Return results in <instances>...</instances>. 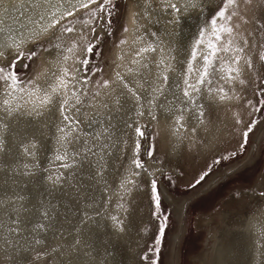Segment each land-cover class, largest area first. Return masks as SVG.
Wrapping results in <instances>:
<instances>
[{"label":"rangeland","instance_id":"obj_1","mask_svg":"<svg viewBox=\"0 0 264 264\" xmlns=\"http://www.w3.org/2000/svg\"><path fill=\"white\" fill-rule=\"evenodd\" d=\"M203 1V5L201 4V7H198L193 15L195 16L193 21L200 15L199 17L204 20L203 27L196 30L194 39L186 48L182 62V69L188 70V83L196 84L200 88V92H192L191 102L187 97H184L183 74L181 81H179L180 91L178 93L172 91V94L176 96V110L186 101L189 105L188 113H191V111L199 113L201 110L204 112V122L200 123L198 119L195 121L188 119L187 123L184 120L179 123L181 126L184 124L185 133L182 148L180 147V155L176 158L177 160L173 161L169 159L168 155L169 143L166 144L162 140L161 126L156 122H153L151 126L142 124L140 130L144 135L139 136L136 143V146L139 145V149L136 151L135 159L139 160L144 167L136 168L135 173H139V175L132 177L131 180L134 183L127 184L126 189L122 190L121 198H119L120 194H113L109 201H106L105 207H102L101 217L106 221H111L112 216L120 218L121 215L112 212L114 205L123 208L121 207L123 203L126 207V211L123 212L121 217L122 220L129 212L128 231L132 233L133 238L131 241L134 244L133 248H130L129 254L127 253V247L130 244L124 242V237L118 236L115 242H106L107 247L112 246L120 255L123 264H152V259H156L158 264H214L213 249L217 238L225 236L228 243L239 240V231L246 219L255 220L260 217L261 223H263L262 229H264V195H261V193H264V105L257 103L258 100H264V61L259 59V54L264 53V18H260L258 14L259 7L264 6V0H253L250 6H245L241 0L240 14L248 22L243 23L239 16L233 19V48L228 52L221 51L217 53V57L213 60V67L209 69L211 75L208 79L211 80V84L205 82L201 85L193 82V79L198 73L196 69H198L197 60L199 56L203 52L205 55L210 52V49L206 47L208 40L211 38L220 47L226 40L230 39L222 35V40L215 42L214 37L210 36V21L213 18L214 11L222 6L223 0ZM135 2L136 0H114V6H108L111 12L110 16L107 13L100 12L94 4L91 9L96 13L95 16L88 9H85L62 23L64 27L74 28V32L63 34L59 41L62 48L52 50L58 60L53 72H58V69L63 68L67 69L69 73L68 76L64 77L68 82V89L66 93L58 95L59 98L66 99L69 96L70 80L83 49L85 50L82 58L85 73L83 74L86 75L87 80L85 79V81L88 84L85 91V97H88L87 100L97 94L104 87L105 82L107 84L111 82L115 73L121 72L125 63V50L130 49L132 52L140 50L138 44H131L132 33L137 23L141 25L146 23L147 16L143 14ZM152 7L154 10L150 15L152 22L150 26L147 24L149 29L146 30L144 43L146 48L149 44L150 48L155 49L160 44L162 35L161 30L158 31L159 24L163 22V19H166V16L157 6ZM134 12L137 13L135 20L132 15ZM180 20L181 18L177 20V25ZM85 22H87V26H85ZM192 22L188 21L186 26L188 27ZM237 24L240 25L239 28L235 27ZM125 27L128 28L127 32H124ZM177 27L176 36L178 33ZM191 28V30L195 29L193 26ZM92 29H95V32ZM204 29L207 30L204 37L205 43L197 46L200 32ZM186 31L188 30L185 29ZM57 35H60V33H57ZM122 40L126 43L121 44ZM244 40H247L248 43L244 44ZM40 43H44V40L41 39ZM90 44L94 46V53L86 51ZM46 46L51 47L50 44ZM235 46L242 47L244 51L236 53L234 51ZM32 47L34 45L29 46L24 51ZM68 48H73V51L68 52ZM36 50L38 56L35 61L18 60L16 67L12 69L18 76L19 85L17 90L21 94H23V91L27 92L34 87L29 85L28 82L34 79L37 71H43L46 66L45 62L51 59L49 53L39 48ZM194 51L196 52L195 60L192 58ZM181 55L183 56V52ZM236 55L241 57L238 65L241 68V73L236 78L235 83L228 84L220 79L223 73L219 69L231 63L232 57ZM65 56L68 57L66 61L63 59ZM122 56L123 61L120 60ZM247 58L252 61L251 68L244 64V60ZM11 60L12 57H8L3 62L0 60V66L7 65ZM25 64L29 67H24ZM36 65H39V68H36ZM233 66L236 67L237 65ZM190 67L191 71H189ZM147 70L148 77L152 73V64L149 65ZM58 74L60 73L58 72ZM232 75L236 76L235 73H232ZM169 76L171 78V75ZM239 79H243L245 83L240 85ZM51 80L52 84H55L56 78L52 77ZM6 87V83L0 82L1 106V92ZM84 87L85 83L82 85V89ZM219 87H223L229 96L234 97V100L212 102L207 90L211 88L213 95H217L215 90ZM189 91L192 90L189 89ZM21 98L24 99L25 97L21 96ZM26 101H28L27 98H25ZM77 101L79 102L77 103ZM69 102L78 105L82 103L72 97L69 98ZM257 108L261 110L257 111ZM2 110L3 108L0 107V113ZM178 111L182 113L183 110L178 109ZM172 115L174 114L172 113ZM237 119L240 120V123L236 122ZM134 122V120L128 122L126 130L123 131L120 152L114 164V172L105 186L112 192L117 185L119 171L124 168L126 157H128L132 145V136L136 125ZM168 124L171 126V123L168 122ZM249 124L253 125V129L249 133L248 142L244 144L242 133L247 131ZM198 131L201 132L197 137ZM191 133L196 137L191 138ZM51 134V137H53L54 132ZM59 138L60 136L53 145L49 144V147L46 148H49L48 151H45L46 156L56 158L62 153L63 145ZM189 139L192 141L189 142ZM207 141L210 143L206 145ZM204 144L205 146H203ZM149 152L152 153L151 156ZM46 156L42 160V168ZM224 157L229 158L224 159ZM10 159L12 160V157ZM148 164H151L154 168L158 166L162 171L157 176H153L160 195L159 213L156 212L155 202L151 199V186L148 187L147 183L146 167ZM238 167L239 169L236 170ZM205 171L208 172L205 180L195 187H190V184L195 183V180ZM45 173L48 174L47 184L50 186L53 183L49 180V177L60 175V172L52 174L47 170ZM222 178L223 181L219 182ZM129 186L130 190L128 189ZM63 192H66V189H63ZM164 192L171 198L170 202L165 200ZM199 192L203 194L189 202L191 196ZM60 210H63L61 206ZM143 210H146L148 215L150 214L148 223L143 219ZM141 218L143 221H141ZM2 221L4 220L2 219ZM75 223L71 225L73 226ZM162 224L165 227V234L163 237H159V226ZM71 225L60 226L59 229L66 233L79 229H73ZM33 228L31 224L26 229H18L19 231L15 233L2 229L0 225V264H46V262L47 264H53L51 257L37 256V253L44 251V247L34 243L35 239L40 237L36 234L38 231H33ZM145 228H147V232H145ZM108 231L109 229H104L103 238L106 239L109 236ZM23 232H28L29 236L25 238L22 244L16 245L12 238ZM74 234L79 235V231ZM5 237L11 243H7ZM157 238L161 239L159 245L155 243ZM61 241L64 244L67 240L63 242L61 239ZM49 242L46 243L47 246L53 244L52 239ZM58 243L61 242L58 241ZM23 255L25 257H21ZM258 255L260 256L258 264H264V251ZM144 257H148V259H144ZM98 264H102V262L99 260Z\"/></svg>","mask_w":264,"mask_h":264},{"label":"bare ground","instance_id":"obj_2","mask_svg":"<svg viewBox=\"0 0 264 264\" xmlns=\"http://www.w3.org/2000/svg\"><path fill=\"white\" fill-rule=\"evenodd\" d=\"M199 2L201 5L204 1L199 0ZM73 3H75V0H73ZM135 3L138 4L144 14L143 0H136ZM172 3H176L178 7H181L186 3V0H172ZM154 5L166 16V19H163V22L159 24V29L156 27L158 25L155 24L156 26H154L159 32L161 30L162 34L158 47L155 48V51H142L146 48L144 37L146 36V30L149 29L147 24L150 26L152 22L150 16L154 11L152 7L148 9L149 14L146 23L144 25L137 23L132 33L131 44H138L140 50L137 49L138 51L135 52L130 51V49L125 50L124 67L121 72H117L121 78L118 79L117 73H115L113 80L108 83V87L104 86L89 100H87L88 97H85L88 84L85 81L86 75H84L82 65L84 49L79 55L75 71L70 80L69 96L66 98L67 104H64L62 102L64 99L55 94L50 104L40 106L37 96L29 97L28 91H23V94H21L16 90L13 92L12 97H6L5 90L1 92L2 102L7 98L11 100L14 106L16 104L20 105L19 109L11 114L4 110L0 113L1 228L21 230L26 229L31 224L33 227L39 223L49 224L50 228L46 233L38 231L36 234L47 241L46 243H50L49 240L52 239L53 244H50L51 246L62 244L61 239L63 242L67 240L64 244H69L74 239L79 238L81 240L80 258L75 261V264H98L99 260L102 264H123L116 250L112 246H106V242H115L118 236L124 237V242L130 244L127 247L128 254L130 248L134 246L133 241H131L133 238L132 233L128 231L129 212L123 219L126 226V232L123 234L116 231L112 220L106 221L103 219L101 212L102 207H105L106 201L108 202L113 194L118 193L120 194L119 198H121L122 190L127 187V185L121 186L122 181L132 179L134 176L132 174L136 171L133 163V159L136 158L134 149L139 139V135L135 130L140 129L142 124L151 126L153 122L161 126L162 140L166 144L169 143L168 155L169 159L173 161L177 160L176 158L180 155V147L182 148L185 133L184 124L181 126L177 123V118L182 116L186 123L188 119L197 120L196 115L198 113L187 112L189 105L186 101L178 108L183 110L182 113H179L178 109L176 110V96L172 94V91L177 93L180 91L179 81H181L183 74V82L185 80L189 82L187 79L188 70L182 69L183 57L186 48L194 39L196 30L203 27L204 20L199 15L193 21L196 9L184 11L181 7V12L176 13L165 10L158 3V0H153L152 6ZM69 7L70 5L66 3V0H0V45L6 42L15 48L21 41L32 38L33 32L38 31L40 25L48 22L53 11L59 9V12H64ZM83 10L85 9L81 11ZM79 12H76V14ZM258 14L260 18H264V6L259 7ZM73 17H68L66 20ZM179 18L181 20L177 25ZM188 21L193 22L187 27ZM191 26L195 28L194 31L191 30ZM176 27L178 30L177 36ZM185 29L188 31L185 32ZM29 46L32 45L29 44L24 49ZM147 46L149 48V44ZM0 51L6 50L0 48ZM180 52H183V56ZM204 55V52L201 53L197 60L198 69L196 70L198 73L196 72L197 75L195 73L196 76L193 82H197L196 79L201 75L202 57ZM0 60L3 62L6 59L0 58ZM120 60L123 61V56ZM161 60L163 63H160ZM57 62L58 60L52 51L50 61L45 62V68H50L53 71ZM151 64L152 73L148 78L147 69ZM169 75H171V78ZM164 76L168 78L166 81L163 80ZM51 79L41 75L36 84L41 86L42 89H47L50 93ZM84 83L85 87L82 89ZM125 84L127 88L124 87ZM186 87L187 85L183 83V90ZM157 88L164 89V91L154 92V89ZM43 95V90L38 92V96L42 97ZM21 96L27 98L29 102L26 103L25 98L23 99ZM71 97L80 100L81 105L70 103L69 98ZM33 101H35V107ZM0 107L2 106L0 105ZM65 116L67 119L64 118ZM132 120L136 124L132 136V145L128 157H126L124 168L119 171L117 185L112 192L105 186L114 172V164L120 152L123 131L128 122ZM168 122L171 123V126ZM193 125L195 124L193 123ZM60 129L64 131L61 132ZM53 132L54 136L51 137ZM200 132H197V137ZM58 136L67 137L66 140H60L63 147L62 153L59 155H66L63 160L50 158L48 154L46 156L45 152L49 150V148L46 149L49 144L53 145L57 141ZM190 137L196 136L191 133ZM190 141L192 140L189 139ZM208 143L210 142L207 141L206 145ZM26 148L29 149L30 154L25 151ZM45 156L44 167L42 168V160ZM10 157H12V160ZM46 166L48 168L45 169ZM99 166H103L102 176L96 174ZM146 168L147 183L150 187V182L154 179L153 176H157L162 171L158 166L154 168L151 164H148ZM46 170L52 174L60 172L63 179L55 185H48ZM63 189H66V192H63ZM128 189L130 190V186ZM201 194L203 193L199 192L192 195L189 202ZM164 198L167 202L171 201L166 193ZM60 206L63 208L62 211ZM44 211L48 212L50 219L45 220L42 216ZM124 211H126L124 205L123 208L118 205H114L112 208L114 214L121 215L120 218L123 216ZM143 212V219L148 223L150 214L148 215L146 210H143ZM88 217H91V219ZM143 219L141 218V221ZM17 220L19 223H14ZM74 222L76 223L72 226L71 224ZM262 224L260 217L255 220L246 219L241 228L238 227L240 228L239 240L228 243L225 236L217 238L213 249V260L223 258L229 260L228 264H258V261H260L258 254L264 251V229H262ZM68 225H71L73 229H79L69 233L59 229L60 226ZM105 228L109 229V236L106 239L103 238ZM78 231L79 235H75L74 233H78ZM28 236V232H23L19 236L13 237L12 240L16 245L22 244ZM58 241L61 243H58ZM18 257H25V255Z\"/></svg>","mask_w":264,"mask_h":264},{"label":"snow or ice","instance_id":"obj_3","mask_svg":"<svg viewBox=\"0 0 264 264\" xmlns=\"http://www.w3.org/2000/svg\"><path fill=\"white\" fill-rule=\"evenodd\" d=\"M153 0H143L144 5V14L147 16L148 9L152 7ZM243 4L245 6H250L253 2V0H242ZM66 3L70 5L68 9H66L64 12H59V9L57 11H53L49 17V20L46 24L40 25L38 31H34L32 38L23 40L19 45H16L15 48L12 47V45L7 44L6 42L3 45H0V48H4L6 51H0V58L8 59V56L12 57V60L4 66H0V82L6 83L7 87L5 89V96L6 97H12L13 92H15L18 89L19 85V79L15 71L12 69L16 67V62L18 60H28V61H35L38 53L37 48L43 50L44 52L52 54L53 49H61L62 44L59 42L61 40V36L66 33H72L74 32V28H67L64 27V25L61 23L63 20H66L68 17L75 16L76 12L81 11L82 9H88L89 12L95 16L96 13L92 11L91 5L95 4L97 6V9L102 13H107L108 16L111 15V12L108 9V6L113 5L114 6V0H75V3H73V0H66ZM158 3L165 9V10H171L172 12L180 13L181 7H183L184 11H188L189 9H197L198 7H201L199 0H186V3L182 5L181 7H178L176 3H172V0H158ZM240 6H241V0H223L222 6L218 8V10L214 11L213 18L210 21V27H211V37H214L215 42H220L222 40V35L227 36L230 39L226 40L224 44L220 47L217 46V43H214L213 40L210 38L207 42L206 47L210 49V52L207 55H204L202 57L203 59V68L201 75L197 79V84H204L205 82L211 84V80L208 79V77L211 75L209 72V69L213 67V60L217 57L218 52H228L231 48H233V42H234V27L232 24V21L234 18L238 17L243 23H247V19L240 14ZM7 11V9H5ZM59 12V15L57 14ZM133 19L135 20V17L137 13H133ZM43 19V17H41ZM85 26H87V22H85ZM239 24L235 25L236 28H239ZM93 32H95V29H92ZM128 28H124V32H127ZM206 29L201 30L200 32V39L197 41V46L200 44H204L205 40V34ZM57 33H60V35H57ZM153 35H155L153 33ZM43 39L44 43H40V40ZM126 43V41H121V44ZM248 41L244 40V44H247ZM32 44L34 47L28 49L27 51H24V48L27 47V45ZM50 44L51 47H47L46 45ZM155 51V49L152 48H144L142 51ZM68 52H72L73 48H68ZM86 51L88 53H94V46L91 44L86 48ZM234 51L236 53H242L244 49L239 46L234 47ZM7 52V54H6ZM193 60L196 59V52L194 51L192 53ZM65 61L68 59L67 56L63 58ZM259 59L261 61H264V53L259 54ZM241 57L239 55H236L232 57V62L228 63L226 67H221L219 71L223 73V75L220 76V79L224 80L225 83L233 84L236 82V78L240 76L241 68L238 67L240 64ZM160 63H163L161 60ZM244 64L248 67H252V61L250 58H247L244 60ZM233 65H237L234 67ZM159 66V65H158ZM24 67H29V65L25 64ZM36 68H39V65H36ZM191 67L189 68V71H191ZM58 72L60 74H58ZM58 72L51 71L50 68H45L43 71H37L34 79L30 80L28 83L31 86H34L33 88H30L28 91L29 97L37 96L39 100V105L44 106L47 104H50L53 99V95H62L63 93H66L68 89V82L64 78L69 75L67 69H58ZM232 73H235L236 76L234 77ZM41 75L46 76L48 79H51V77H55L56 81L55 84H50L49 87L51 88V92L49 93L47 89H42L41 86L36 84V81H38L41 77ZM74 78V77H73ZM117 78L120 79V74L117 73ZM168 78L167 76L163 77V80L166 81ZM239 84L243 85L245 81L243 79H239ZM185 85L187 87L183 90L184 97H187L189 102H191V95L192 92H200V88L196 86V84H189L187 80L184 81ZM105 87H108L107 82L104 84ZM125 88H127V85H124ZM10 89V91H9ZM189 89L192 91L190 92ZM43 90L44 95L42 97L38 96V92ZM129 91H131L129 89ZM209 96L212 99V102H225L232 100L233 97L229 96L228 92L224 91L223 87H219L215 90L217 95H213V90L210 88L207 90ZM154 92H162V89H154ZM135 95V93H133ZM139 99V97H137ZM28 101H26L27 103ZM64 104H67V100L64 99L62 101ZM79 101H77L78 103ZM258 104L264 105V100H258ZM33 106L35 107V101H33ZM3 110L9 114L12 112H15L19 109L20 105L16 104L15 106L12 104L11 100L5 98L2 102ZM257 111L261 110L260 108L256 109ZM203 117L204 112L201 110L198 113L197 119L200 121V123H203ZM67 119V117H64ZM183 120V117L177 118V123H180ZM237 123H240V120L237 119ZM253 125L249 124L247 126V131H244L242 133L243 137V143L246 144L248 142L249 133L252 131ZM61 132H63V129H60ZM136 133L139 136H143L144 133L137 128ZM60 140H66V136H61L59 138ZM243 146V144H242ZM139 145L136 146V149L134 151H138ZM26 152H29V149H25ZM30 154V152H29ZM149 155L151 156L152 153L149 152ZM66 158V155L61 156L58 155L56 159L63 160ZM229 157H224V159H228ZM103 159V157H101ZM133 163L135 164L136 168H143L144 165L135 158L133 159ZM67 167V165H66ZM97 176L103 175V166H99L97 170ZM133 175H139V173H133ZM208 176V172L205 171L202 175L199 176L198 179L195 180V183L190 184V187H195L196 185L201 184L202 181L205 180V178ZM63 177L60 175H57L55 177L50 176L49 180L53 183V185L57 184L60 180H62ZM134 181L131 179H126L122 181L121 186L124 187L127 184H133ZM151 184V199L155 202V209L156 212L159 213L160 209V195L157 191V185L156 182L153 180L150 182ZM261 195H264V193H261ZM22 199V198H18ZM121 207H123L121 205ZM42 216L45 218V220L50 219L49 214L47 211L42 212ZM91 219V217H88ZM112 221L114 222L113 226L116 229L118 233H125L126 232V226L124 220L117 216L111 217ZM167 218L165 217V220ZM14 223H19V221H14ZM50 228L49 224L46 223H39L36 224L33 228V231H39L46 233ZM11 232H18L19 230L16 228L10 229ZM145 232H147V228H145ZM165 234V227L164 225L159 226V237H163ZM7 243H11L7 239V237L4 238ZM34 243L36 245H41L44 247V251L37 253L38 257L46 256L51 257V260L53 264H75V261L80 258V247H81V240L79 238L74 239V241L71 244H58L55 246H47L46 241L42 238H36ZM156 245H159L161 243V239L157 238L155 240ZM154 251V250H153ZM144 259H148V257H144ZM47 264V262H46ZM152 264H158V261L156 259H152Z\"/></svg>","mask_w":264,"mask_h":264},{"label":"flooded vegetation","instance_id":"obj_4","mask_svg":"<svg viewBox=\"0 0 264 264\" xmlns=\"http://www.w3.org/2000/svg\"><path fill=\"white\" fill-rule=\"evenodd\" d=\"M214 264H228L229 260H225V259H218V260H213ZM234 263V261H233Z\"/></svg>","mask_w":264,"mask_h":264},{"label":"water","instance_id":"obj_5","mask_svg":"<svg viewBox=\"0 0 264 264\" xmlns=\"http://www.w3.org/2000/svg\"><path fill=\"white\" fill-rule=\"evenodd\" d=\"M239 169V167L238 168H236V170H238ZM223 181V178H222V180H220L219 182H222ZM160 188V187H159Z\"/></svg>","mask_w":264,"mask_h":264}]
</instances>
